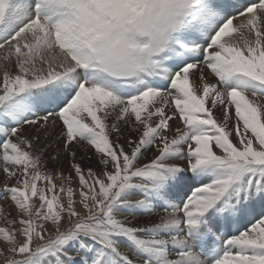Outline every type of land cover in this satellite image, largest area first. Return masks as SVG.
<instances>
[{
  "label": "snow or ice",
  "instance_id": "snow-or-ice-1",
  "mask_svg": "<svg viewBox=\"0 0 264 264\" xmlns=\"http://www.w3.org/2000/svg\"><path fill=\"white\" fill-rule=\"evenodd\" d=\"M0 173L2 264H264V0H0Z\"/></svg>",
  "mask_w": 264,
  "mask_h": 264
},
{
  "label": "rangeland",
  "instance_id": "rangeland-1",
  "mask_svg": "<svg viewBox=\"0 0 264 264\" xmlns=\"http://www.w3.org/2000/svg\"><path fill=\"white\" fill-rule=\"evenodd\" d=\"M207 71V70H206ZM209 78H211V77H209ZM170 123H172L173 124V126H175L176 124H178L179 123V121H175V122H170ZM56 132H59V128H57L56 130H55ZM129 135H131V136H135V133H130V132H128V131H125V133H124V136L125 137H128ZM86 149V150H85ZM85 149H76V151H77V159L79 160L80 158H81V156H84L85 158H84V160H83V163H84V165H85V167H92V168H96L97 167V158H96V155L94 154V152L90 149V148H85ZM83 154V155H82ZM59 155H60V161L59 162H56V161H53V162H51L50 164H49V167L51 168V167H57V168H63V169H65V170H67L68 169V167H69V158L67 157V155L65 154V153H59ZM150 155V154H149ZM88 156H91V160H88L87 159V157ZM0 176H2V173H0ZM138 182V181H137ZM59 183V182H58ZM198 186V185H197ZM0 187H2V185H0ZM133 199V200H138V199H142L143 197L140 195V194H138V193H134L133 195H131L130 196V199ZM137 198V199H136ZM0 203H3V204H5V205H7V203H9V202H7V201H0ZM162 212V213H161ZM124 214L126 213V214H129L128 212H123ZM123 213H121L120 215H124ZM164 214V212H163V210H160V209H158L157 210V214L156 215H163ZM156 215L155 216H152V217H149V219H148V216H142V215H139L138 214V216H134V217H138L137 219H136V221H134V219H132L131 220V222L134 224V225H144L146 222H148L149 220H155L156 219ZM122 217V216H121ZM124 217V216H123ZM155 219H154V218ZM121 248H122V250L124 251H127L128 253H129V255H132V251H131V249L130 248H128L127 246H126V244H124V243H122V245H121ZM2 260H3V258L2 257H0V264H2Z\"/></svg>",
  "mask_w": 264,
  "mask_h": 264
},
{
  "label": "bare ground",
  "instance_id": "bare-ground-1",
  "mask_svg": "<svg viewBox=\"0 0 264 264\" xmlns=\"http://www.w3.org/2000/svg\"><path fill=\"white\" fill-rule=\"evenodd\" d=\"M86 150V149H85ZM83 155V154H82ZM60 168V167H59ZM190 194V193H189ZM132 199V198H131ZM137 199V198H136ZM133 200V199H132ZM3 204V203H2ZM6 204V203H5ZM162 213V212H161ZM124 214V213H123ZM130 214H124V215H121L122 217L123 216H129ZM136 216H138V214L136 215ZM155 216V215H154ZM138 217H130V219L132 220V219H134V221H136V219H137ZM154 218V217H153ZM148 219H149V217H148ZM155 219V218H154ZM125 251V250H124Z\"/></svg>",
  "mask_w": 264,
  "mask_h": 264
}]
</instances>
